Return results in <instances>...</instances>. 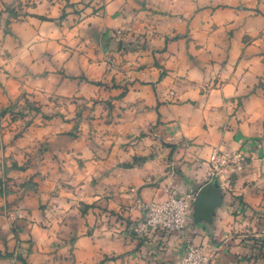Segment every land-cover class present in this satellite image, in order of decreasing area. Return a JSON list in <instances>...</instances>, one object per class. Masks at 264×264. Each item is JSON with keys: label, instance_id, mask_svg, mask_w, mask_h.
<instances>
[{"label": "crops", "instance_id": "1", "mask_svg": "<svg viewBox=\"0 0 264 264\" xmlns=\"http://www.w3.org/2000/svg\"><path fill=\"white\" fill-rule=\"evenodd\" d=\"M212 181L183 236L264 264V0H0V264H173L132 227Z\"/></svg>", "mask_w": 264, "mask_h": 264}, {"label": "built area", "instance_id": "2", "mask_svg": "<svg viewBox=\"0 0 264 264\" xmlns=\"http://www.w3.org/2000/svg\"><path fill=\"white\" fill-rule=\"evenodd\" d=\"M242 162L243 158L239 155L215 152L211 159L210 178L212 180H222L220 175L226 170V168L229 169L230 172L237 171V169L239 170L242 168ZM225 179H228V175ZM223 184L225 188H229V184L227 186L225 183ZM195 199L196 198L193 197L192 201L194 202ZM190 203L191 200L173 198L169 202L153 205L152 207H155L156 209L148 214V217L145 220L146 227H153L156 223L167 221L164 224L166 228L172 227L178 231L184 229L188 214L190 213L188 210L191 205ZM212 259V253L206 252L195 244H189L186 247L180 264H212Z\"/></svg>", "mask_w": 264, "mask_h": 264}, {"label": "rangeland", "instance_id": "3", "mask_svg": "<svg viewBox=\"0 0 264 264\" xmlns=\"http://www.w3.org/2000/svg\"><path fill=\"white\" fill-rule=\"evenodd\" d=\"M238 171H241V169H239ZM229 173H230V170L226 168V170L220 175L221 179L226 182L225 178L227 177V175L229 176ZM193 197L196 198L195 193H190V194H188V195H186V196H184L182 198L181 197H176L174 195H168V197L165 200L160 201L159 203H153V204H150L148 206H145L144 207L145 215L143 216L144 218H142V220H140L137 223H135V225L132 227V230H131L132 235H134L137 239H139L141 241L142 240L144 241L145 238H147V239L151 238L150 236H153L155 240H156V238L162 237L164 242L166 243V245L169 246V248L175 250V252H173L175 254L173 264H180V262H181V260H182V258L184 256V253H185L187 245L194 244L193 240L195 238V234H194L195 232H194V229H193V225L189 224L188 228L190 229V233L183 236V232L185 231V228L180 230V231H178L177 229L172 228V227L166 228L164 226V224L167 221L156 223V225L153 226V227H148V226L146 227L145 220L147 219L148 214L151 213L152 210L156 209L155 207H152L153 205H159V204H162V203H165V202H169L173 198H175V199H185V200L187 199V200H191V203H190L191 205L188 208L190 213L188 214V217H187V220H186V224H187L188 223L187 221H188V219L190 217L189 215H192L193 210H194V202L192 201ZM200 248H202V247H200Z\"/></svg>", "mask_w": 264, "mask_h": 264}, {"label": "water", "instance_id": "4", "mask_svg": "<svg viewBox=\"0 0 264 264\" xmlns=\"http://www.w3.org/2000/svg\"><path fill=\"white\" fill-rule=\"evenodd\" d=\"M222 191L217 181L204 185L197 193L194 201V217L197 222L211 221L215 210L222 204Z\"/></svg>", "mask_w": 264, "mask_h": 264}]
</instances>
